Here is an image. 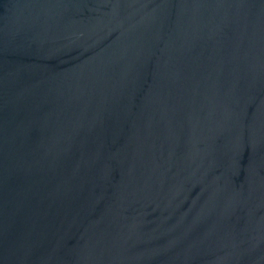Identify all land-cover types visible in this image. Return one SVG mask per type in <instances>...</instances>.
<instances>
[{
    "label": "water",
    "instance_id": "95a60500",
    "mask_svg": "<svg viewBox=\"0 0 264 264\" xmlns=\"http://www.w3.org/2000/svg\"><path fill=\"white\" fill-rule=\"evenodd\" d=\"M0 264H264V0H0Z\"/></svg>",
    "mask_w": 264,
    "mask_h": 264
}]
</instances>
